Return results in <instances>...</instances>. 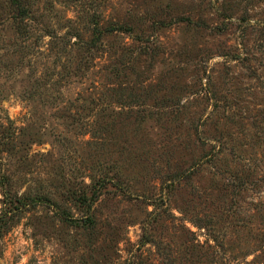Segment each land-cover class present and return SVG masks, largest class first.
<instances>
[{"label":"rangeland","instance_id":"obj_1","mask_svg":"<svg viewBox=\"0 0 264 264\" xmlns=\"http://www.w3.org/2000/svg\"><path fill=\"white\" fill-rule=\"evenodd\" d=\"M246 263L264 0H0V264Z\"/></svg>","mask_w":264,"mask_h":264},{"label":"trees","instance_id":"obj_2","mask_svg":"<svg viewBox=\"0 0 264 264\" xmlns=\"http://www.w3.org/2000/svg\"><path fill=\"white\" fill-rule=\"evenodd\" d=\"M13 1H17V0H13ZM17 10H18V18H19V26H18V30L20 31V30H22L23 28H22V25H23V22L21 21L22 20V18L25 16V12H26V10H22V8H20V9H18V7H17ZM122 30H124V28H123V26L122 25H120V26H114L113 28L111 27V28H109V29H107L106 30V32H116V31H122ZM177 180H180V178H178ZM91 204H89L88 205V207L90 206ZM247 264V263H246Z\"/></svg>","mask_w":264,"mask_h":264}]
</instances>
